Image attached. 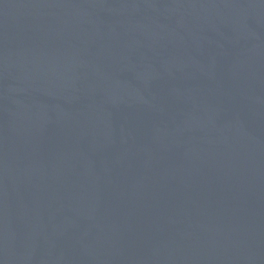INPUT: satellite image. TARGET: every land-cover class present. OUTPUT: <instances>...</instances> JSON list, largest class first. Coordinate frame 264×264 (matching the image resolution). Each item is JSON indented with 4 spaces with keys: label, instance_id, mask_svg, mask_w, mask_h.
I'll return each mask as SVG.
<instances>
[{
    "label": "water",
    "instance_id": "obj_1",
    "mask_svg": "<svg viewBox=\"0 0 264 264\" xmlns=\"http://www.w3.org/2000/svg\"><path fill=\"white\" fill-rule=\"evenodd\" d=\"M0 264H264V0H0Z\"/></svg>",
    "mask_w": 264,
    "mask_h": 264
}]
</instances>
